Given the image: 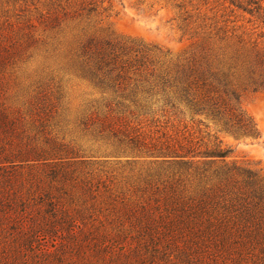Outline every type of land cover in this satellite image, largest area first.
<instances>
[{"label":"rangeland","instance_id":"obj_1","mask_svg":"<svg viewBox=\"0 0 264 264\" xmlns=\"http://www.w3.org/2000/svg\"><path fill=\"white\" fill-rule=\"evenodd\" d=\"M48 1L0 0V173L8 170L16 176L15 188L22 184L24 190L22 199L5 202L6 213L15 220L0 224V264H37L42 249L59 250L67 260L74 258L82 264H107L100 259L102 251L95 250L106 239L117 246L113 252L124 245L132 250L140 241L170 248L189 243L190 228L166 208L161 185L144 180L147 164L114 153V137L101 126L108 96L67 65L78 24L67 20L57 34L60 41L43 32L38 17ZM98 2L107 10L95 17L97 29L141 40L171 57L188 54L201 41L183 35L178 18L183 10L192 12L199 7L201 14L219 19L225 13L230 25L244 34L255 26L249 14L227 0ZM179 2L185 3L181 10L176 7ZM242 93L241 104L257 125V137L221 131L211 119L184 107L171 117L169 127L161 112L114 122L120 129L141 128L144 134L158 137L168 130L174 135L187 130L186 136L202 143L210 141L208 134L216 135L232 147L229 159L256 169L264 178V90ZM50 161L59 165L49 166ZM4 178H0V188H10ZM52 179L53 201L75 217V222L69 224L63 213H57L50 229L41 226L48 215L47 199L42 198ZM32 217L41 225L34 226ZM169 222L174 223L172 229H168ZM34 228L37 236L32 233ZM221 243L218 237L207 241L212 255L205 264H252L248 255H229ZM124 259L119 258L118 264ZM146 264L165 261L155 257Z\"/></svg>","mask_w":264,"mask_h":264},{"label":"trees","instance_id":"obj_2","mask_svg":"<svg viewBox=\"0 0 264 264\" xmlns=\"http://www.w3.org/2000/svg\"><path fill=\"white\" fill-rule=\"evenodd\" d=\"M227 1L251 16L253 31H236L225 13L219 19L201 14L199 7L192 12L183 10L178 15L183 35L200 37L201 41L179 57H171L141 40L97 29L95 17L107 10L98 0H49L46 8L40 10L38 18L43 32L52 33L54 38L67 20L78 24L79 31L67 53V65L108 96L101 126L114 137V153L131 157L134 162L143 160L148 166L146 173H142L144 180L161 185L166 208L176 212L180 222L190 228L189 243L173 248L140 241L132 250L124 245L115 252L113 240H103L95 250L102 251L100 259L107 264H118L119 258H125L122 264H146L155 257H161L165 264H205L212 255L207 241L217 237L229 255H248L252 264H264V178L256 169L229 159L232 147L224 145L216 135L208 134L210 141L202 143L186 136L187 130L175 135L168 130L158 137L144 134L141 128L120 129L114 122L161 112L166 118L165 127H169L171 117L184 107L211 119L219 130L236 137L259 136L241 98L243 91L264 90V6L262 0ZM184 5L179 2L176 7L181 10ZM57 40L60 41L58 37ZM198 122L207 127L204 121ZM43 159L48 161L52 157ZM58 165L57 161H50L49 166ZM4 170L0 178L5 177L11 187L0 188L1 225L15 220L6 213V200L13 202L24 197L22 184L15 188L16 176ZM53 181L42 198L47 199L48 215L42 225L32 217L34 226L52 229L57 213H63L69 224L75 222V217L53 201ZM173 222H169L168 229L173 228ZM32 233L37 236V228ZM109 247L112 252L104 253ZM36 263L83 262L67 260L59 250L42 249Z\"/></svg>","mask_w":264,"mask_h":264}]
</instances>
